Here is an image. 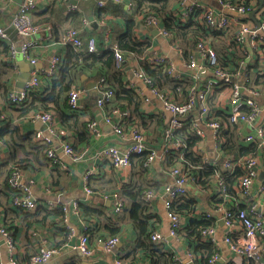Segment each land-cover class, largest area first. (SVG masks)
I'll use <instances>...</instances> for the list:
<instances>
[{"label":"built area","instance_id":"obj_1","mask_svg":"<svg viewBox=\"0 0 264 264\" xmlns=\"http://www.w3.org/2000/svg\"><path fill=\"white\" fill-rule=\"evenodd\" d=\"M68 3L71 0H62ZM87 1V0H78ZM107 0H98V7L104 6ZM120 3L122 0H109ZM222 10H216L210 5L199 1L186 3L180 0L172 10L176 19L184 23L189 20L205 29L188 49L187 58H182L184 70L181 72L169 57L156 50L149 49L146 55L136 57L133 53L116 51L115 56L119 64L130 63L133 75L148 87L150 95L161 102L158 114L165 116V128L162 132V150L160 153L146 144V136L140 125L134 123L125 125L121 120L126 111L114 108L102 117L87 123L86 130L92 135H99V125L102 122L112 125L114 133L126 141L124 148L108 145L98 151V155L114 167H128L131 165L130 156L146 153L143 167L146 169L159 158L164 161L166 155L175 153L176 163L168 166L167 171L172 178L171 184H165L164 206L169 220V236L178 237V230L182 225V217L173 211V201L181 195H187V185L196 183L198 176L194 171L201 167H214L216 196L222 202L215 204L213 210L222 221L225 230L222 240L233 256L223 264H264V179L258 180V172L264 170V0H216ZM76 6L69 5L72 10ZM38 8V0H0V14L9 13L10 24L14 27L18 41H13L6 33V27L0 23V41L8 42V51L4 59L13 63L18 53L28 59L32 65L37 63V57L31 54V48L37 45L35 34L40 30H51L49 23L36 24L34 12ZM254 12L255 20L249 17ZM144 25L157 30L160 35L169 40L170 49L181 54L183 49L176 34L165 28L157 15H141ZM83 25H88V18H81ZM217 31L223 37L222 44L213 41L209 32ZM147 41V40H144ZM62 42L75 50L86 48L90 52L97 50L94 36L82 37L81 29L69 27L62 36ZM213 43L223 46V52L218 53ZM225 53V54H224ZM62 56L52 54L47 64L41 70L33 68L30 78L19 90H11L9 98L21 105L27 92L36 90L42 84L41 75L52 79L57 77L58 65ZM144 60L151 67L166 66L168 75L175 79L178 85H187L186 96L179 100L169 89H160L154 85L138 61ZM106 76L101 75L95 88H99L96 95V106L101 110L105 104L114 100V92L106 88ZM46 82V81H45ZM50 83V82H49ZM48 85V82H46ZM179 89V87H178ZM84 86H74L67 93L69 111L78 110L80 98L84 94ZM138 94H141L137 91ZM143 103H149L150 98L140 96ZM27 117L41 121L46 126L45 132L36 130L33 139L44 145L45 155L51 166L62 171L67 170L62 155L72 162L81 160L85 153L75 150L73 144L65 138L66 131L58 126L56 116L51 111H34ZM185 128L193 133L197 140L190 145L186 138H180L177 132ZM61 139L60 153L51 144L52 137ZM230 137V140H229ZM252 148L248 153H242L238 148ZM186 152L200 158L199 164H193L184 158ZM2 148L0 145V158ZM92 170H88L83 178L84 189L91 192L88 186ZM233 180L229 189L226 179ZM8 190L14 207L23 211H35L38 208H60L61 222L72 232L66 217L67 207L56 199H46L44 202L36 199L31 191L32 179H24L21 169L13 167L7 176ZM155 191L149 189L142 193L141 199L149 206L155 198ZM124 197L119 192L113 193L112 212L117 213L124 208ZM226 201V202H225ZM231 201V205H227ZM225 202V204H224ZM75 211H78L77 201H72ZM244 205V207H240ZM150 212V208H149ZM205 216V215H204ZM211 217V213L206 214ZM205 216V218H207ZM91 230L85 226L74 244H69L70 251L78 252L84 257H90L93 248L89 245ZM0 235L7 250V260L0 264H19L16 259L17 241L12 231L0 226ZM150 239L156 243L166 240L165 236L152 231ZM106 251H110L119 241L117 236L97 237ZM202 243L217 245L216 224L206 226L201 232ZM56 247L39 246L35 253L29 255L28 264H48L52 257L59 253ZM193 250L187 251L188 260L182 264H196ZM216 250L208 259V264H219L221 259ZM115 264H147L139 262H125L117 257Z\"/></svg>","mask_w":264,"mask_h":264},{"label":"crops","instance_id":"obj_2","mask_svg":"<svg viewBox=\"0 0 264 264\" xmlns=\"http://www.w3.org/2000/svg\"><path fill=\"white\" fill-rule=\"evenodd\" d=\"M96 1L98 0H71L64 3L62 0H38V8L33 14L34 22L40 25L49 23L51 30H40L35 34L37 45L31 48V54L37 57V63L32 65L28 59L21 57L20 60L15 57L11 64L12 68H9L4 63L6 61L4 55L0 53V134L2 135V139H0L2 148L0 158V226H5L13 232L17 241L16 259L19 264H28L29 255L35 253L38 247L43 245L60 249L59 253L52 257L48 264H115L117 257L148 264L149 259L145 254L146 252L135 249V240L138 235L125 213L132 201L127 196L124 197V211L121 214H114L112 212L113 193L124 194L123 192L126 190L139 185L143 187L156 185V195L150 205L152 218L149 221V231H157L165 236L164 250L175 253L177 259L184 263L189 259L188 250H193L192 253L196 256L194 245L189 244V240L182 235L171 237L168 234L169 220L164 206L166 196L163 186L171 184L172 178L167 171L168 166L162 165L163 161L160 157L156 158L147 170H144L145 173L134 163L135 161L125 168L114 167L103 160L98 155V151L108 145L124 148L126 141L114 133L111 124L102 122L99 125V135L97 136L89 134L86 128L85 133L82 128L79 132H76L75 129L68 131L65 138L73 144L75 150L81 151L85 155L77 162H72L62 155L63 161L67 165V170L62 171L49 164L46 155L37 148V145L40 144L33 139L36 130L45 132L44 123L27 117L31 112L21 115L18 107L8 105L7 91L18 90L23 79L22 72L25 76H30L33 68L39 70L44 68L52 54L59 53L62 57L67 55L70 47L62 42V36L69 27L80 28L84 38L94 36L98 50L103 52L115 44L117 36L124 31L125 20L131 17L138 22L135 29L136 38L140 41L148 40L151 51L156 50L167 55L179 71L184 70L182 55L170 49L167 38L159 34H152L154 29L144 25L141 14H136L131 0H122L120 3L107 0L102 7H98ZM192 1H199L214 8L212 2L216 0H185L186 3ZM70 4L76 7L69 10ZM8 14L7 12L0 14V23L6 28L11 25ZM82 17L88 18L90 23L83 25ZM15 37L18 39L17 36ZM135 56L138 58L137 55ZM20 62L21 65H18ZM138 65L141 67L139 61ZM132 66L130 63L124 64L121 81L120 78L119 81L123 83L125 88L131 89L139 97L143 94L149 97L150 102H141L140 112L143 119L136 116L131 105L129 106L130 116L140 123L146 136V144L160 153L162 150V131L160 132L161 128L154 118L161 111V102L150 95L148 87L133 75ZM99 77L95 78L86 72H81L74 79V86L86 88L80 98L81 107L74 111V114L83 113L78 116L83 121L92 118L102 120L103 110L98 108L95 103L97 91L95 87H88L89 81L97 82ZM41 79L42 84L35 91L43 93L49 86L46 82L49 84L52 79L44 77V75H41ZM109 80L114 81L112 77ZM137 91L141 94H138ZM112 103L114 105L119 104L116 100H113ZM62 109L65 114L71 113L66 106ZM55 116H58L57 113ZM76 117L75 115L74 119ZM56 119L60 127L59 119L57 117ZM121 120L129 125L123 117ZM71 121L69 120L68 124H71ZM10 138L11 140H9ZM3 140L10 141V143H4ZM51 144L60 153L61 139L53 136ZM15 163H19L20 166ZM14 166L21 169L24 179L33 180L31 191L36 199L44 202L46 199L54 200L60 195L59 201L68 209L65 215L68 224L73 229L72 232L64 227L59 216L47 213L48 209L38 208L28 212L13 206L6 180ZM88 170L93 171L88 178V186L91 192L84 189L83 178ZM212 194L216 195L214 186L202 188L196 183L187 185L186 197L193 198L195 202L193 209L180 213L182 217L181 228L186 227L192 218H200L205 212L215 214L217 249L222 256L219 264H223L232 258L233 253L222 240L225 227L219 216L214 213L215 202L211 199ZM216 198L222 202V198L217 196ZM72 201H77L78 211H75ZM226 204L231 205V201H227ZM84 206L99 209L101 215L86 216ZM85 226H89L91 230L89 245L93 248V253L90 257H84L78 252L68 249V245L76 242L78 235ZM111 235L117 236L119 241L114 248L106 251L102 243L97 241V237ZM0 260L3 263L7 260V250L1 235Z\"/></svg>","mask_w":264,"mask_h":264},{"label":"trees","instance_id":"obj_3","mask_svg":"<svg viewBox=\"0 0 264 264\" xmlns=\"http://www.w3.org/2000/svg\"><path fill=\"white\" fill-rule=\"evenodd\" d=\"M130 2L132 3L136 11V14H141L144 16H147L149 14L157 15L160 18L161 24L165 28L173 31L176 34L182 46L184 54L183 58L185 59L188 56V49L191 47V44L194 43L200 35L205 33V29L202 26L198 25L195 20L191 19L189 21L181 23L176 19V17L173 16L172 10L177 6L180 0H131ZM137 23L138 22L135 19L131 17L127 18L125 20L124 31L117 36L115 44L103 52H100L98 48L94 52H90L86 48L75 50L73 47L68 45L70 49L68 50L67 55H65V57H62L61 62L58 65L59 73L57 75V78L55 77L50 81V83L48 84L49 86L45 89V91L43 93L37 92L35 90L28 91L25 99L21 103H19L21 105L12 102L9 98V92L7 91L6 99L8 100V105L11 104L18 107L21 115H26L29 112L34 111H51L55 115L57 113L59 117H56L59 119L61 125L60 127L66 131V134L71 129H75L76 132H79L82 128L84 132L85 128L87 127V123L94 118L88 121H83L78 118V116L83 113L74 114V112H71L69 113V115L65 114L62 108H65V106L68 107L66 103V97L70 89L74 87L73 83L75 77H77L81 72H86L89 75L94 76L95 78H97V76L105 75L107 80L103 89L111 88L114 92V101L116 100L117 102H119V104L116 103L115 105L112 102L105 104L103 109V116L111 112L114 108H119L121 111H126L127 114L129 113L128 115H123V118L127 123H136L140 125V123L136 121V119L131 118L129 106L131 105L133 107V111L135 112L137 117L143 119V115L140 112L142 99L131 89L125 88L122 82L120 83L121 74L124 70V64H119L115 56L116 51H120L122 53H133L138 57H142L149 51V41H140L136 38L135 29L137 27ZM209 34L211 35L213 41L220 44L224 42V39L219 32L212 31L209 32ZM213 46L218 53H222L224 51L223 46L221 45L213 43ZM8 47V42L0 41V53L6 55ZM4 63L7 67L12 68V63L7 64V61H4ZM140 65L145 73L152 78L155 86L160 89H169L177 98H179V100L183 99L186 96L187 85H178L175 79L171 78L168 75L167 71L165 70L166 66L151 67L147 63H145L144 60L140 61ZM110 77L114 79L113 82L109 80ZM95 89L97 93L100 90L97 87ZM75 115L77 117L74 119ZM164 119L165 116L162 114H158L154 118L156 123L161 128L160 132H163V129L165 128ZM69 120H72L71 124H68ZM177 135L180 138H186L190 145H192L197 140V137L193 133L188 132L185 128L180 129L177 132ZM11 138L9 140H11ZM0 139H2L1 134ZM3 142L7 144L10 143V141L7 140H3ZM37 148L45 155L44 145H37ZM238 149L242 153H248L253 150L251 147H240ZM184 158L189 160L193 164L200 163V158L193 156L192 152H186ZM145 160L146 153L134 154L130 156L131 164L135 161L134 163L140 169H142L143 173H145L144 170H147L145 167H143ZM176 160L177 155L175 153L168 154L166 155L162 165L170 166L176 163ZM15 164L17 166H20L19 163ZM215 171L216 168L206 167L204 164L203 167L194 171V173L198 176V179L195 180L196 184L202 188H208L209 186L215 187ZM232 182L233 180L227 177L226 183L228 189ZM156 188V185H149L147 187L139 185L133 187L132 189L126 190L125 192H123L124 194H122L123 197L127 196V198L131 199L132 201L130 207L125 210V213L133 224L138 235L135 240V249L146 252L145 254L149 259L148 264H182V262L179 261V259H177V257L175 256V253L164 250L163 242L156 243L150 239L151 232L149 231V221L152 218V215L149 212V204L141 199V195L146 190L151 189L155 191ZM229 191L231 192L232 190L229 189ZM211 199L215 202L214 204L220 202V199L218 200L215 194H212ZM194 202L195 201L193 198H187L186 195H181L173 201L172 210L179 214L183 211H189L193 209ZM240 207H244V205H240ZM83 208L85 215L88 217L101 215V211L99 209L92 208L90 206H84ZM122 211L114 214H121ZM47 213L57 215L61 220L62 212L60 208L50 209L47 211ZM207 213L211 212H205L200 218H192L186 227L180 228L178 230L179 236L182 235L184 238L189 240V244L194 245V252L197 257H194L196 264H208V259L216 250H218L217 245L201 242L202 230L209 224L213 223L216 218V215L213 213H211V217H207ZM204 215L207 218H205ZM122 260H124L125 262H135V260H126L123 258Z\"/></svg>","mask_w":264,"mask_h":264},{"label":"water","instance_id":"obj_4","mask_svg":"<svg viewBox=\"0 0 264 264\" xmlns=\"http://www.w3.org/2000/svg\"><path fill=\"white\" fill-rule=\"evenodd\" d=\"M14 1L16 3H21L22 0H14ZM261 2H262V0H260V4H261ZM212 6L214 8H216L217 10H219V11L222 10L221 5L217 1H213L212 2ZM254 12L255 11H252L251 13H249V17L251 19H253V20H255V18H254ZM6 33H7V35L10 38L14 39L13 41H15V42L18 41V39H16V37H15V36H17L16 35V31H15V29H14V27L12 25H10L8 28H6ZM152 34L153 35H156L157 34V30H153ZM17 50H18V53L16 54V57H18L21 60L22 55L19 52V47H17ZM22 63H25V61H22ZM18 65H21V62ZM23 69H25V68H23ZM21 76H22L23 79L21 80V82L19 84L20 86L18 87V90L21 89V87H23V85L25 84V82L30 78L29 75L28 76H25L23 72L21 73ZM95 86H96V82L95 81H89L88 82V87L92 88V87H95ZM95 103H96V98H95ZM257 179L258 180L264 179V170H261V171L258 172Z\"/></svg>","mask_w":264,"mask_h":264}]
</instances>
